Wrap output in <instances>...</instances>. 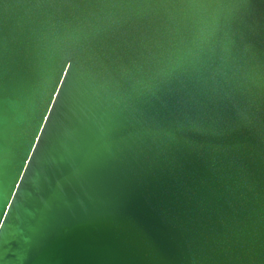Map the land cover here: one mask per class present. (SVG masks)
Segmentation results:
<instances>
[{"label": "water", "instance_id": "obj_1", "mask_svg": "<svg viewBox=\"0 0 264 264\" xmlns=\"http://www.w3.org/2000/svg\"><path fill=\"white\" fill-rule=\"evenodd\" d=\"M0 264H264V0H0Z\"/></svg>", "mask_w": 264, "mask_h": 264}]
</instances>
